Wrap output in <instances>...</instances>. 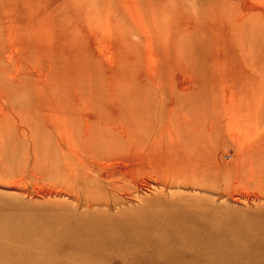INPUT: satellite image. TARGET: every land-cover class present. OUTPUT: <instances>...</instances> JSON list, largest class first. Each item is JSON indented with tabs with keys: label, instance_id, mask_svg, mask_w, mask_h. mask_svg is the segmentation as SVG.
Segmentation results:
<instances>
[{
	"label": "rangeland",
	"instance_id": "rangeland-1",
	"mask_svg": "<svg viewBox=\"0 0 264 264\" xmlns=\"http://www.w3.org/2000/svg\"><path fill=\"white\" fill-rule=\"evenodd\" d=\"M88 139L151 171L110 228L75 224L57 177ZM246 174L264 183V0H0V264H264Z\"/></svg>",
	"mask_w": 264,
	"mask_h": 264
},
{
	"label": "bare ground",
	"instance_id": "bare-ground-1",
	"mask_svg": "<svg viewBox=\"0 0 264 264\" xmlns=\"http://www.w3.org/2000/svg\"><path fill=\"white\" fill-rule=\"evenodd\" d=\"M85 129H88L89 134L92 132V129L90 127L86 126ZM77 133H80V132L77 131ZM207 137L209 138V136H207ZM103 141L104 142H102V141L99 142V149L97 151H96V148H95V151H93V148H90V146L92 147V143H91L90 139H88L87 144L86 143L83 144L84 147H86V149L84 150L85 153L79 152V151H71V150L68 151V154H67V152H65L66 157H68V158H66V160H67L66 167H63V168H65L64 172H63L64 174H58V175L56 174L57 177L62 178L64 183L65 182L69 183L68 186L66 184V186L68 187L66 189L68 191L72 192V195L75 197L74 199H75V202H77V204L83 205L82 211L88 212L87 215H83L84 217L79 218V220L77 219V217L74 220V223L75 224L77 223L80 228H83L86 225L89 228H93L94 225L100 226V224H103V223H108L107 227L110 228V226L112 224H115V223L122 221L121 218L116 219L117 218L116 213L111 212V209L109 207L112 205L115 208L116 206L118 207V205L124 206V205L128 204V202H130L133 199L136 191L138 190L137 189V187H138L137 178L139 176H142V175L145 176L149 172H151V171H148L149 169H144L145 167L143 168V170H141L140 168L133 170V168H134L133 163L130 164L127 161H124L123 155L120 152V150H122V149L115 150L116 148L113 146L112 143L110 144V142H108L107 139L103 140ZM72 142L74 143V141H72ZM101 142H102V144H101ZM88 144H90V145H88ZM100 150H101V152H100ZM120 154H121V156H120V158H118ZM69 155H71V156H69ZM182 163H184V161ZM183 168H186V166H183ZM183 170L184 169H182L181 172L184 173L183 175L185 176L186 170H184V172H183ZM251 172H253V171H251ZM161 174H163V173H161ZM190 174H194V173L191 172ZM197 174L198 173H196V175ZM252 174H254V173H252ZM151 175L152 174H150V176ZM156 175H158V173ZM164 175H166V174H164ZM246 175H248V174H246ZM251 176H250V178H253ZM157 177H159V176H157ZM246 177L247 176H245L244 178H246ZM164 178H168V177H164ZM164 178H163V180H164ZM250 178L248 175V179H250ZM254 178L250 179V180L245 179L244 182L240 181L238 179L239 184H242L244 189L248 188L247 191L249 189H252L253 187H255L256 189H259V190L262 188V191H263V189H264L263 181L259 177H256L255 180H254ZM157 179H155V180L157 181ZM191 179H194V175L190 176L189 180L192 181ZM174 180H173V182L175 183ZM195 181H196V179H195ZM169 182H171V181H169ZM162 183H163L162 186H166L165 182H162ZM212 184H214V183H212ZM151 185H153V184H151ZM160 185H161V183H160ZM231 185H232V183H231ZM63 186H64V184H63ZM202 186H204V188H205L206 184L203 183ZM236 187L237 186H234L235 189H242V188H236ZM148 188H151V187H148ZM198 189H203V188L198 186ZM52 190H50V188L45 189V191L43 192V196H46V197L47 196H57V195L61 196L60 192H58L56 190H55L56 191L55 192ZM240 191H242V190H240ZM109 192H112V194H113L112 197L108 196ZM235 192L237 193L238 191H235ZM244 192L242 194H240V192H239V195H237L236 199L237 200H242V199L247 200V199L252 198V199H258V200H264V194L254 195V197L249 198V195L246 192L245 193ZM62 194H63V192H62ZM187 200H186V202H187ZM187 203H189V202H187ZM190 203H191V200H190ZM68 207L71 208L70 206H68ZM117 209L118 208H116V210ZM63 213H64V211L60 212V214H63ZM67 221L70 222L71 221L70 218H68ZM213 232L215 235L220 234L219 229H215ZM121 235H120V233H119V235H118V233L113 234V239L119 240ZM188 235L191 236V239H187ZM178 239L180 242H184L185 244L189 243L190 246L192 247V249H195L197 251L209 249L211 247V242H212V238L210 237L205 241L204 244H200L197 246L192 245V242H191V240L193 239L192 234H184ZM41 249H43V248H41ZM45 249H46V247H45Z\"/></svg>",
	"mask_w": 264,
	"mask_h": 264
}]
</instances>
